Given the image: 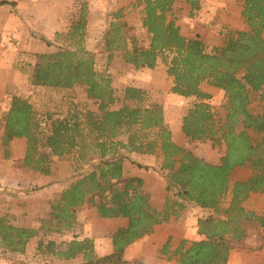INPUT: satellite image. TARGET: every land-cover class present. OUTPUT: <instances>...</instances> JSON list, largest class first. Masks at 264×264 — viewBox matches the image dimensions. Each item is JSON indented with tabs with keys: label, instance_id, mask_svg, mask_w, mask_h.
<instances>
[{
	"label": "trees",
	"instance_id": "16d2710c",
	"mask_svg": "<svg viewBox=\"0 0 264 264\" xmlns=\"http://www.w3.org/2000/svg\"><path fill=\"white\" fill-rule=\"evenodd\" d=\"M181 0H139L144 6L143 26L151 36L148 46H139L134 36H123V25L111 24L107 50L111 54L125 51L127 64L139 69H155L164 59L167 72L174 80V94L195 97L196 102L182 120V131L190 141H210L224 147L219 163L199 158L173 139V133L158 105L146 106L145 91L126 87L123 97L116 96L110 77L96 70L95 57L86 49V9H81L66 34L57 36L71 40L68 48L36 54L31 84L41 87L73 88L84 86L87 98L96 110H75L63 118L47 116L40 119L33 105L20 96L12 98L4 114L5 145L15 138H25L27 149L24 166L51 174L53 158H63L73 152L83 163H99L82 175L51 202L49 218L43 227L61 233L77 224L78 210L93 208L102 219H126L128 224L116 230L112 237L113 251L103 257L95 254L92 239L72 240L65 247L54 242L47 252L64 260L82 255L87 264H131L124 260L128 246L151 234L155 226L179 217L185 203H195L213 214L199 219V234L203 240L186 242L175 251L180 264H228L234 243L248 235V224H257L264 235V212L246 210L244 202L252 193H264V0H239L245 31L226 33V43L208 52L204 42L187 38L169 19L173 6ZM192 14L201 9V0H185ZM0 5H17V1L2 0ZM115 19L120 14L114 15ZM169 54V57L168 55ZM208 83L225 92L223 115H217L205 102L209 95L201 90ZM255 97L262 112L251 106ZM120 104L119 108H115ZM121 136H125L122 138ZM86 150L93 152L87 156ZM155 155L162 171L168 173L166 201L157 209L145 181L129 176L125 170L126 154ZM249 168L251 177L236 181L231 177L236 168ZM231 193V200L224 199ZM39 230L12 226L0 217V243L11 253H24ZM43 241L39 243L42 251ZM170 245L163 249L168 253Z\"/></svg>",
	"mask_w": 264,
	"mask_h": 264
},
{
	"label": "rangeland",
	"instance_id": "374dc122",
	"mask_svg": "<svg viewBox=\"0 0 264 264\" xmlns=\"http://www.w3.org/2000/svg\"><path fill=\"white\" fill-rule=\"evenodd\" d=\"M8 1H17V5L14 7L0 5V80L7 81L6 85L0 81V129L4 128V117L2 119L1 114L6 112L12 98L17 95L27 99L40 119L44 121L48 115L58 119L67 116L71 111L97 109L98 105L87 98L84 86L52 88L31 84V76L36 64L35 55L70 47L71 40L56 34H66L71 24L79 18L81 9L85 8L88 22L84 45L94 54L97 72L111 78L116 96L122 98L125 88L129 86L143 89L146 94L144 104L161 107L165 120L172 130L173 139L179 145L199 158L211 163H219L225 151L223 146H214L210 141H190L184 135L183 117L199 100L173 93L174 80L168 75L164 59L159 60L155 69L137 70L126 63L124 50H117L111 54L107 50L108 34L113 23L117 25L127 23V26H122L123 36L125 37L126 34L134 36L139 46L150 44L151 36L142 21L144 6L139 3V0ZM116 13H119L121 17L115 19ZM57 19L64 20L62 24L64 30L55 32L53 26ZM169 19L176 20V24L185 37L201 39L208 52L225 45L227 31L248 29L242 17L239 0H201V9L192 14L189 12L186 1L181 0L173 6ZM21 42L30 46V51L17 50ZM167 55L169 57V54ZM201 90L210 96L204 101L213 107L218 116L223 115L227 101L225 92L208 83H203ZM119 107L120 104H116L115 108ZM251 109L255 113L262 112V104L258 97L254 98ZM121 137L125 138V136ZM85 153L90 157L93 154L89 150ZM78 157L79 154L73 152L63 158H53L50 175H43L39 171L25 167L24 160L15 163L13 185L7 186L18 190L20 194L11 197L9 201L12 207L10 206L9 212L5 211L1 217H6L7 222H10L12 226L33 228L40 232L37 237L29 241L24 253L8 252L0 243V264H87L82 255L72 260H64L48 253L46 246L49 242H54L56 247L64 248L65 243L72 240L89 238L94 241L95 254L98 257L106 256L112 251L113 234L118 228L126 227L128 221L99 218L93 208L79 209L77 224L70 230L58 233L50 231L49 226L42 229L43 220L49 218L51 202L99 163L98 159L92 163H83ZM160 165V158L155 155L126 154L127 175L144 179L145 190L149 193L151 201L154 200L156 204L164 202L166 197L168 173L162 171ZM251 175L252 171L249 168H236L231 177V188L236 181H246ZM230 200L231 193H228L224 204H228ZM9 201L6 200L8 204ZM186 203L195 209L199 207L195 203ZM244 207L258 214L263 213L264 193H252L244 202ZM211 214L213 211L207 209H202L198 213L202 218ZM40 241L44 242L42 251L39 249ZM232 249L234 264H264L262 229L257 224H248L247 237L239 243H234ZM162 252L158 256L160 259L178 258L179 260L175 251L168 249L167 254Z\"/></svg>",
	"mask_w": 264,
	"mask_h": 264
},
{
	"label": "crops",
	"instance_id": "0c3cea01",
	"mask_svg": "<svg viewBox=\"0 0 264 264\" xmlns=\"http://www.w3.org/2000/svg\"><path fill=\"white\" fill-rule=\"evenodd\" d=\"M9 13H11V11H9ZM10 19L12 18L10 17ZM63 22V19H57L55 21L53 26L55 32L64 30L62 26ZM5 29L7 30V27ZM30 49V46H27L23 42L19 43L17 46V50L19 51H30ZM0 81L1 83H5V85L7 83L5 79ZM4 114L5 113L1 114L2 119ZM4 139L5 132L3 128L0 129V217L5 211L9 212L10 206L12 207L11 201H9L11 197L13 198L20 194H18V190L8 188L7 185L13 183V168L15 167V163L24 160L27 149V140L25 138H15L6 144L9 146H5ZM14 192L15 194H13ZM6 200L9 201V204ZM152 201L157 209L162 210L165 205L166 197L164 202L156 204L154 200ZM185 206V209L179 217H172L168 223L155 226L151 234L137 240L127 247L124 260L132 262L133 264H180L178 258L166 260L160 259L158 256H160L159 253L163 251L167 244L170 245V251H176L183 241L190 243L204 239V237L199 234L198 226L199 219H202V216L198 215V213L202 209L200 207L196 209L190 207L188 203H185ZM233 252L234 250L232 249L228 264H234L232 262Z\"/></svg>",
	"mask_w": 264,
	"mask_h": 264
}]
</instances>
